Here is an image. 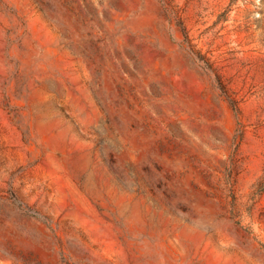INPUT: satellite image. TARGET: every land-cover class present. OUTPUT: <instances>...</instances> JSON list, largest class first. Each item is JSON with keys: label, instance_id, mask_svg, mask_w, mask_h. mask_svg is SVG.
<instances>
[{"label": "rangeland", "instance_id": "rangeland-1", "mask_svg": "<svg viewBox=\"0 0 264 264\" xmlns=\"http://www.w3.org/2000/svg\"><path fill=\"white\" fill-rule=\"evenodd\" d=\"M0 264H264V0H0Z\"/></svg>", "mask_w": 264, "mask_h": 264}]
</instances>
